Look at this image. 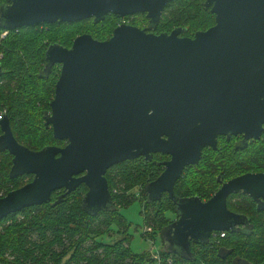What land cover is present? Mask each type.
I'll list each match as a JSON object with an SVG mask.
<instances>
[{
	"label": "water",
	"instance_id": "1",
	"mask_svg": "<svg viewBox=\"0 0 264 264\" xmlns=\"http://www.w3.org/2000/svg\"><path fill=\"white\" fill-rule=\"evenodd\" d=\"M171 1L10 0L1 8L9 30L138 13L146 14L149 26L122 22L106 40L83 33L70 48L48 47L46 61L60 64L61 72L45 125L66 144L32 150L16 139L7 116L0 120V152L13 156L11 177L33 175L0 197V221L51 202L56 190L71 193L82 183L88 187L85 209L93 215L108 210L113 197L107 170L156 152L171 159L147 185L149 200L168 192L176 201L175 183L185 167L198 163L205 147H216L219 134L262 136L264 0H206L205 7L215 14L211 27L192 37L181 36V27L156 34L153 29ZM238 192L261 198L258 208L264 210V172L236 176L207 200L176 201L179 217L163 230L168 247L190 254L192 242L243 222L227 203Z\"/></svg>",
	"mask_w": 264,
	"mask_h": 264
},
{
	"label": "trees",
	"instance_id": "2",
	"mask_svg": "<svg viewBox=\"0 0 264 264\" xmlns=\"http://www.w3.org/2000/svg\"><path fill=\"white\" fill-rule=\"evenodd\" d=\"M206 0H173L165 8L156 32L183 28L182 34L193 36L215 24V14L206 8ZM10 0H0V110L6 116L16 139L32 150L48 145L64 146L51 127L45 125L50 102L60 76V64H48L46 51L51 44L70 48L74 39L90 33L106 40L124 19L141 26L148 22L145 13L121 17L108 14L95 23L93 18L75 22L41 23L19 29H7L1 21V8ZM141 17L142 21L137 20ZM149 26V22H148ZM2 130L0 128V135ZM13 156L0 152V197L33 179L32 174L11 177ZM225 168L228 176L264 170V133L262 138L234 151L233 145L206 149L197 165H190L175 185L179 197L209 198L218 187L215 167ZM163 171L161 157L153 161L144 156L126 160L107 170L106 178L114 199L108 210L93 215L83 206L85 184L58 200L26 207L0 221V264H264V211L243 193H233L228 207L249 216L250 223L227 231H216L207 241L191 243L190 254L161 247L158 253L134 251L130 224L121 209L140 201L145 225L151 234H161L174 221L177 203L167 193L156 201L149 200L147 185ZM221 179H224L222 176ZM138 189V193L132 190ZM148 228V229H149ZM125 233L114 241L102 237L112 232ZM149 233V231H146Z\"/></svg>",
	"mask_w": 264,
	"mask_h": 264
},
{
	"label": "flooded vegetation",
	"instance_id": "3",
	"mask_svg": "<svg viewBox=\"0 0 264 264\" xmlns=\"http://www.w3.org/2000/svg\"><path fill=\"white\" fill-rule=\"evenodd\" d=\"M148 22H149V19H148ZM148 22H146V23H143L141 26H139V27H141V28H144V27H148ZM150 32H151V30H149ZM172 31V30H171ZM171 31H159V32H156V31H154L153 30V32L154 33H156V34H159V33H162V32H168V33H170ZM181 36H186V35H183L182 34V32H181V34H180ZM189 37H192V36H189ZM6 117V115L4 116V118ZM3 118V119H4ZM0 120H2V119H0ZM1 128V127H0ZM263 133H264V131H263ZM263 135V134H262ZM163 138H167V136L166 135H163L162 136ZM262 138V136L259 138V139H261ZM259 139H255V138H249V139H244V136H243V134H238V135H234V134H230V135H225V134H219L218 135V137H217V144H216V147H212V146H207V147H205L204 149H203V151H202V155H201V158H200V160H199V162L198 163H195V164H191V165H197V164H199L200 163V161L202 160V157H203V153H204V151L206 150V149H209V148H211V149H213V150H218V149H220L221 148V150L222 151H226V150H228L229 149V146L230 145H233V147H234V151L236 152L237 151V149H239V148H241V149H243V148H245L247 145H249V143L250 142H252V141H255V140H259ZM156 156H160L161 157V163H163V171H164V169H165V162L166 161H169L170 159H171V155L170 154H164V153H160V152H156V153H151V158H149V159H151V161H153L154 160V158L156 157ZM145 157V156H144ZM190 165H188V166H186L185 167V169H184V171H183V174H184V172H185V170L187 169V167H189ZM215 173L214 174H216V177H217V179H218V187H217V189L214 191V193L212 194V195H214L219 189H220V187L222 186V184L224 183V182H227V181H229L230 179H232V178H234V177H236V176H239V175H242V174H245V173H257V172H264V170H261V171H248V172H245V173H242V174H239V175H235V176H228L227 175V171L225 170V168H222V169H220V165H217V167H215ZM162 171V172H163ZM107 173V172H106ZM183 174H182V176H183ZM181 176V177H182ZM224 177V179H221V177ZM179 180V179H178ZM177 180V181H178ZM84 184V183H83ZM177 184V182L175 183V185ZM81 185V184H80ZM79 187V186H78ZM87 187V186H86ZM77 189V188H76ZM75 189V190H76ZM74 190V191H75ZM87 190H88V187H87ZM57 192V194L60 196L61 194L63 195V196H61V197H58V200H61V199H63L65 196H66V192H67V190L66 189H64V188H61V189H59V190H56L55 191V193ZM73 192V191H72ZM165 193H167L168 194V192H163L162 193V196H163V194H165ZM174 193H175V187H174ZM239 193V192H238ZM240 193H243V192H240ZM233 194V193H232ZM244 194V193H243ZM6 195V194H5ZM5 195H3V196H5ZM169 195V194H168ZM211 195V196H212ZM247 195V194H246ZM162 196H161V198H162ZM176 196V195H175ZM210 196V197H211ZM230 196V195H229ZM229 196H228V198H229ZM249 196V195H248ZM2 197V196H1ZM193 197V196H192ZM200 197V196H199ZM209 197V198H210ZM251 197V196H250ZM183 197H179L178 199H177V197H176V201H179L180 199H182ZM184 198H186V197H184ZM202 198V197H201ZM209 198H202L203 200H207V199H209ZM252 198V197H251ZM254 201H255V203H256V206H257V208H258V201L260 200V202L262 201V199L261 198H259V199H254V198H252ZM52 201V200H51ZM113 201H114V199H113ZM154 201H156V200H154ZM177 203V202H176ZM227 203H228V201H227ZM229 208V207H228ZM230 209V208H229ZM259 209V208H258ZM231 210V209H230ZM259 210H262V209H259ZM233 211V210H232ZM262 211H264V210H262ZM233 212H235V211H233ZM235 213H238V214H241L243 217H242V219H243V222H241L240 224H237L236 225V227H244V226H247L249 223H250V218H249V216L248 215H246L245 213H242V212H235ZM178 217H179V214H178V211H177V213H175V217H174V221L175 220H177L178 219ZM173 221V222H174ZM214 232H216V231H214ZM213 233V232H212ZM211 233V234H212ZM209 238H210V236H209ZM208 240V239H207ZM198 242H200V240L198 241ZM197 242V243H198ZM236 264H246V262H243V261H240V260H237L236 261Z\"/></svg>",
	"mask_w": 264,
	"mask_h": 264
},
{
	"label": "rangeland",
	"instance_id": "4",
	"mask_svg": "<svg viewBox=\"0 0 264 264\" xmlns=\"http://www.w3.org/2000/svg\"><path fill=\"white\" fill-rule=\"evenodd\" d=\"M133 18L134 17L127 20L124 19L125 21L123 22H132ZM141 19V17H137V20L142 21ZM132 191L138 193L137 188ZM141 210L142 207L139 200H136L130 206L121 209V212L130 224L125 233L131 234L132 249L137 252L151 251L157 254L161 247L169 248L168 243L165 241L163 231L161 234H156V236L151 234V228H149V225H145L144 214ZM146 231H149V233H146ZM125 233H120L118 231L108 233L105 234L102 239L105 241H114L115 239L124 237Z\"/></svg>",
	"mask_w": 264,
	"mask_h": 264
},
{
	"label": "built area",
	"instance_id": "5",
	"mask_svg": "<svg viewBox=\"0 0 264 264\" xmlns=\"http://www.w3.org/2000/svg\"><path fill=\"white\" fill-rule=\"evenodd\" d=\"M6 115V109L0 110V119H3Z\"/></svg>",
	"mask_w": 264,
	"mask_h": 264
}]
</instances>
